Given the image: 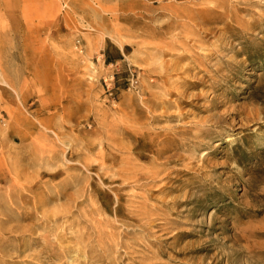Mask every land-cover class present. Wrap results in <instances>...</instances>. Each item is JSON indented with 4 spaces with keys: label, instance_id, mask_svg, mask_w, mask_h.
I'll list each match as a JSON object with an SVG mask.
<instances>
[{
    "label": "rangeland",
    "instance_id": "1",
    "mask_svg": "<svg viewBox=\"0 0 264 264\" xmlns=\"http://www.w3.org/2000/svg\"><path fill=\"white\" fill-rule=\"evenodd\" d=\"M0 264H264V0H0Z\"/></svg>",
    "mask_w": 264,
    "mask_h": 264
},
{
    "label": "built area",
    "instance_id": "2",
    "mask_svg": "<svg viewBox=\"0 0 264 264\" xmlns=\"http://www.w3.org/2000/svg\"><path fill=\"white\" fill-rule=\"evenodd\" d=\"M75 47H76V49H77L78 51H80V52L82 51V49H81V45H80V43H79L78 40L76 41V46H75Z\"/></svg>",
    "mask_w": 264,
    "mask_h": 264
},
{
    "label": "bare ground",
    "instance_id": "3",
    "mask_svg": "<svg viewBox=\"0 0 264 264\" xmlns=\"http://www.w3.org/2000/svg\"><path fill=\"white\" fill-rule=\"evenodd\" d=\"M206 154H207V152L204 151V153H203L202 155H206ZM88 159H89V158H88ZM89 160H90V159H89ZM35 210H36V209H35ZM237 239H238V238H237ZM238 240H239V239H238Z\"/></svg>",
    "mask_w": 264,
    "mask_h": 264
}]
</instances>
